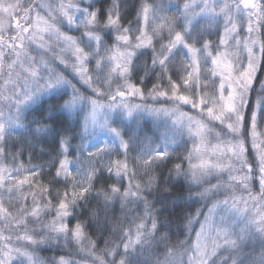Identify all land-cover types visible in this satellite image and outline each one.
<instances>
[{
    "label": "snow or ice",
    "instance_id": "1",
    "mask_svg": "<svg viewBox=\"0 0 264 264\" xmlns=\"http://www.w3.org/2000/svg\"><path fill=\"white\" fill-rule=\"evenodd\" d=\"M0 264H264V0H0Z\"/></svg>",
    "mask_w": 264,
    "mask_h": 264
},
{
    "label": "trees",
    "instance_id": "2",
    "mask_svg": "<svg viewBox=\"0 0 264 264\" xmlns=\"http://www.w3.org/2000/svg\"><path fill=\"white\" fill-rule=\"evenodd\" d=\"M150 128H151V123L149 122V125H148Z\"/></svg>",
    "mask_w": 264,
    "mask_h": 264
}]
</instances>
